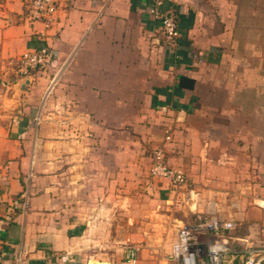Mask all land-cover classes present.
<instances>
[{
	"label": "crops",
	"instance_id": "0c3cea01",
	"mask_svg": "<svg viewBox=\"0 0 264 264\" xmlns=\"http://www.w3.org/2000/svg\"><path fill=\"white\" fill-rule=\"evenodd\" d=\"M155 1L58 0L45 28L25 20V0H0V264L83 263L98 192L109 208L136 127L171 128L170 162L189 177H210L217 160V189L208 181L201 192L232 210L219 218L235 224L228 242L264 247V108L242 76L234 102L224 99L240 34L264 32V0H159L156 12L175 17L173 40L150 13ZM44 48L62 69L48 95L52 68L22 76L12 64Z\"/></svg>",
	"mask_w": 264,
	"mask_h": 264
},
{
	"label": "rangeland",
	"instance_id": "374dc122",
	"mask_svg": "<svg viewBox=\"0 0 264 264\" xmlns=\"http://www.w3.org/2000/svg\"><path fill=\"white\" fill-rule=\"evenodd\" d=\"M240 35L241 47L232 49L230 53L237 63H227L225 66L224 72L229 75V81L227 78L225 83L230 85L226 93L238 87L239 77L242 76L244 84L257 90L256 103L264 108V32H242ZM244 44L248 46L243 47ZM61 71L59 66H55L48 70L49 73L46 72L50 78L47 95L55 88ZM250 72L253 74L252 78L249 77ZM228 93L224 97L225 101L234 102L233 93ZM248 96L245 94L237 99L246 103L245 101H249ZM172 132L167 126L159 129L148 127L144 133L137 127L130 130L129 177H123L124 183L122 177H114L115 191L112 194L113 201L108 202L109 208L101 207L99 202L105 196V191L98 192V209L93 211L95 214L89 226L87 246L83 249L82 264L93 261L131 264L125 259V252L129 249L135 250V264H173L169 262L168 254L182 224L188 223L197 214L220 218L232 211L216 205L209 206L211 200H216L219 196L218 192H201L207 190L205 187L208 186V181H211V188L217 189L220 180L217 160L212 169L208 170L210 177H201V170H196L197 177L194 178L189 177V169L174 166L170 162V146L167 144L172 142ZM214 133L217 135L216 131ZM157 156L167 167L182 172L184 185L177 186L170 180L152 174ZM157 179H163L166 183H160ZM123 185L124 190L127 187L128 193H124L122 201L120 195ZM160 192L168 193V197H165L167 199H163L164 194ZM189 201L193 204L190 205ZM198 204L202 207L196 208L195 205ZM204 238L200 237L199 240Z\"/></svg>",
	"mask_w": 264,
	"mask_h": 264
},
{
	"label": "built area",
	"instance_id": "2783aa9c",
	"mask_svg": "<svg viewBox=\"0 0 264 264\" xmlns=\"http://www.w3.org/2000/svg\"><path fill=\"white\" fill-rule=\"evenodd\" d=\"M159 4V0L155 1L150 13L160 19L164 36L168 40H173L178 35L175 17L169 12L157 13L156 7ZM57 5L58 0H25L24 18L29 23L42 22L45 28H48L53 22ZM12 64L15 65L18 75L25 76L33 71L54 68L55 59L51 51L44 48L25 52ZM158 156L152 168V174L170 180L177 186L184 185L182 172L167 167ZM234 228L235 224L232 221L221 220L211 215H195L190 222L180 226L176 240L170 247L169 262L173 264H224L228 255H240L243 257L242 264H264V247H249L240 251L231 247L226 233ZM200 237L205 238L199 240ZM125 259L128 263L135 264V250H127ZM1 261L0 256V263Z\"/></svg>",
	"mask_w": 264,
	"mask_h": 264
},
{
	"label": "bare ground",
	"instance_id": "6f19581e",
	"mask_svg": "<svg viewBox=\"0 0 264 264\" xmlns=\"http://www.w3.org/2000/svg\"><path fill=\"white\" fill-rule=\"evenodd\" d=\"M89 264H109V263H102V262L93 261V262H90Z\"/></svg>",
	"mask_w": 264,
	"mask_h": 264
}]
</instances>
